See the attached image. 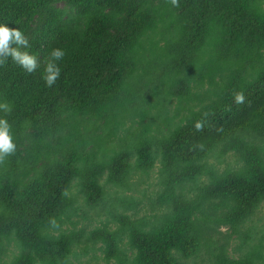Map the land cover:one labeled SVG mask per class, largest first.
<instances>
[{
    "label": "trees",
    "instance_id": "16d2710c",
    "mask_svg": "<svg viewBox=\"0 0 264 264\" xmlns=\"http://www.w3.org/2000/svg\"><path fill=\"white\" fill-rule=\"evenodd\" d=\"M263 204L264 0H0V264H264Z\"/></svg>",
    "mask_w": 264,
    "mask_h": 264
},
{
    "label": "rangeland",
    "instance_id": "374dc122",
    "mask_svg": "<svg viewBox=\"0 0 264 264\" xmlns=\"http://www.w3.org/2000/svg\"><path fill=\"white\" fill-rule=\"evenodd\" d=\"M193 92H202V89H198V90L193 89ZM175 104H176V102L173 100L171 102V106L168 108V110L170 111V114H173ZM156 169H157V166H155L150 171L149 176L145 177L146 179L144 178V180L146 182L139 185L138 186L139 189H143L147 185H149L148 188L150 190L153 188L154 183L156 182V175H157ZM83 212H85L86 219H82V218L76 219L73 217V220H79V222L75 225V227H79V226L84 225L87 229H91V228H94L95 226H97L99 224L100 220H103L105 218V216L103 214H101L99 217L94 216L92 211L88 210L85 207L78 208V211H77L78 215L82 214ZM254 218H255L254 222L257 224L255 235L258 237V235H260L262 232H264V204L260 207L259 211L254 216ZM256 219H258V221H256ZM64 226L68 227V228L71 227V225H69V223H67ZM111 226L113 227L112 224H111ZM80 249H81V247L74 249V251L76 253H78V256H76L75 258L70 257L69 258L70 264H106L102 258L103 255H102L101 251L98 250L97 248L91 247V245L89 244V248L85 254H81ZM229 255L231 257H235V258L238 257V254L236 252H233V251H229ZM201 258H203V260H202V263H200V264H208L206 262L205 256L203 254L200 255L199 260ZM110 264H112V263H110Z\"/></svg>",
    "mask_w": 264,
    "mask_h": 264
}]
</instances>
